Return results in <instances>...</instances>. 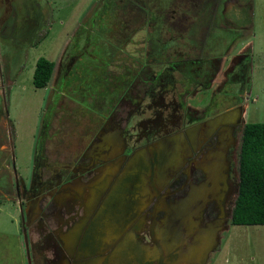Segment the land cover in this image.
I'll list each match as a JSON object with an SVG mask.
<instances>
[{
	"label": "flooded vegetation",
	"instance_id": "obj_1",
	"mask_svg": "<svg viewBox=\"0 0 264 264\" xmlns=\"http://www.w3.org/2000/svg\"><path fill=\"white\" fill-rule=\"evenodd\" d=\"M236 1L100 0L97 7L89 5L88 10L94 12L93 18L103 13V17L107 15L114 21L111 22L113 25H120L121 30L107 26L105 22L102 27L110 35L122 31L126 34L124 26H133V35L144 31L142 44L150 50L129 51V64L123 75L115 74L112 61L107 67L106 62L111 59L107 54L96 56L90 52L88 57L95 60L90 66L80 65L75 56L68 57L64 64L60 59L59 84L54 88L46 86L48 109L26 174L16 168L12 133L8 130L7 145L12 153V164L10 167L5 163L6 147L0 144V203L8 201L16 205L26 264L29 263L23 229L30 264H75L80 255L89 251H99L97 256L108 254L129 237V232L133 234L132 238L142 233L141 213H137L134 205L144 198L152 197L153 228L165 213L155 214L160 198L165 200L166 206L191 200L197 210L203 203L202 196L213 197L217 189H225V193L234 191L236 195L227 205L229 228L220 232L219 245L212 254L217 255L223 247L231 246L227 243L231 241L233 224L230 218L238 193V153L242 130L247 123H244L242 113L252 90L247 77L251 72L249 49L236 45L244 37V30L225 17L229 7L226 4ZM6 2L3 0L0 10L3 43L21 33L15 32L17 26L13 21L14 13L18 12L13 9L14 4L8 2L6 5ZM43 4L36 10L39 17L43 16ZM51 13L52 7L49 15ZM127 17L132 19L126 24ZM200 20L203 22L199 25ZM195 27L198 28L193 33L194 41L210 44V56L203 55L206 48L193 55L192 52H176L172 47L179 44V35ZM26 28L29 37H33L31 26ZM78 29L77 25L72 37L77 35ZM19 37L22 36L19 34ZM108 38L100 36L99 41L108 45L111 42ZM187 38L191 41V34ZM19 50L20 47L18 54L9 58L2 68L4 81L9 80L11 84L23 74L20 67L16 75L12 72V65L19 61ZM63 56L62 49L60 58ZM182 75L183 79L180 78ZM0 81V90L4 93L5 86L10 84L4 85L3 80ZM207 90L212 93V101L203 110L192 109L186 97ZM68 92L80 98L75 101L73 96L67 97L70 104L98 105L97 110L105 109L89 116L86 125L81 123V128L80 121L75 120L78 118L64 111L62 120L68 127L58 126L59 132H50L52 109ZM119 101H128L131 108L125 119L115 121L109 116L113 102ZM226 101L231 104L226 105ZM61 106L64 108V103ZM1 119H5L4 127L7 121L0 110L2 125ZM4 136L7 135L4 133ZM143 167L158 168L150 169L145 175ZM229 176L234 178L233 185L230 180L228 182ZM144 179L147 180L145 184ZM95 200L98 203L93 208L85 207L86 201ZM104 201H114L107 205L106 213L99 211ZM115 204L123 205L124 209L120 213L113 211ZM206 206L204 212L198 211L195 217L201 227H208L217 214L214 206L207 213L210 206ZM125 210L129 212L123 219ZM222 214L226 216L223 211ZM212 256L208 257L207 264L214 262Z\"/></svg>",
	"mask_w": 264,
	"mask_h": 264
},
{
	"label": "rangeland",
	"instance_id": "obj_2",
	"mask_svg": "<svg viewBox=\"0 0 264 264\" xmlns=\"http://www.w3.org/2000/svg\"><path fill=\"white\" fill-rule=\"evenodd\" d=\"M38 1L39 0H7L6 5L8 2L14 4L12 7L18 12L14 13L13 21L17 26L15 32L20 31L21 33H16L15 37H11L8 43H3L2 37L0 38V80H3L4 85H8L7 83L10 84L9 87L5 86L7 88H5L6 90L4 89V93L0 90V110L9 123L6 122L7 125L3 127V121H5V119H1L0 139H2L0 140V144H4V147H6L4 160L5 163L11 167L12 153L8 150L7 145L9 142V130V132L12 133L11 138L16 168L20 170V172H24V174H26L25 169L29 167L31 158L33 157L34 148L40 137L41 124L44 121L49 104L46 96V87L36 88L32 82L36 60L39 57H45L54 61L55 68L48 83L50 88H54L55 85L59 84L57 68L60 59L64 64L68 57L75 56L76 59L79 60L78 63L80 65L90 66L95 63L92 57H88L90 52H93L96 56L98 53L107 54V56L111 57V59L106 62L108 65L107 67H109V63L112 61L111 68L115 69V74L123 75L126 73V68L129 64V53L132 51L139 52L141 48H143L144 51L146 49L144 48V44H142V38L145 37L144 31L142 33L140 32V35H133V26H124L126 34H123L122 31L121 34L117 32L111 33L110 35L109 31L102 27L105 25V22L107 26L109 25L114 29L121 30L120 25H113L111 22L114 21H112L110 17H107V15L103 17V13L94 15V18L92 17L94 12L92 9L90 10V8L88 10V7L90 4H94V6L96 5L97 7L98 4H100V0ZM43 1L47 2L43 4ZM2 3L3 0H0V10L3 8ZM39 4H43V16L41 15V17H39V15L37 16L36 13ZM50 5L52 7L51 15H49V12H51ZM227 5H229V7L225 17L234 20V23L244 30V37H241L238 42H236V45L243 47V49L248 48L249 53L250 51L252 53V55L250 54L251 58L249 62L251 72L247 76L251 81L249 85H252V94L249 100L246 101V109L242 113L243 121L244 123L264 122V0H237L232 3L228 2L226 6ZM58 7H64V9L60 10ZM44 12L47 14L45 17H48L47 22L44 20ZM106 17L108 19H106ZM210 17L211 15H209V18ZM131 19L132 18L127 17L125 19L126 24L129 23ZM201 22L203 21L200 20L199 25ZM77 25L79 26L78 33L76 36L72 37L76 31ZM27 26H31L34 32L33 37H29L30 34L27 33ZM197 28L198 27L192 28L190 31L187 30L184 34L178 36L179 44L172 45L176 52L180 50L187 53L192 52L194 55L198 53L196 52L197 50L206 48L203 55H211L210 53L212 52L209 50V47H211L210 44L203 45L194 41L193 33H196ZM200 28L202 27L200 26ZM200 28L199 33L201 32ZM19 34L22 37H19ZM189 34H191L192 37L191 41L187 38ZM100 36L109 37L108 39L111 41L110 44L103 45V41H99ZM40 39L42 40L39 41ZM98 45L103 47H99ZM19 47V61L12 65V72L16 75L20 67V70H23V74H21L20 77H16L15 82L11 84L9 80L4 81L5 77L2 68L9 62V58L18 54L17 48ZM123 47H125V49ZM153 47L155 46L153 45ZM62 49L64 50V56L60 58ZM149 50L150 49H148V51ZM144 51L143 54L145 53ZM168 51H172V49ZM100 64L102 66V61ZM180 78L183 79L184 75L180 76ZM211 95L212 93L208 90L206 93L197 91L188 95L186 99L188 105H190L192 109L194 108L196 111H199L207 107L209 102L212 101ZM69 96H73L75 101L80 100L78 95L71 92H68L66 96L61 98L60 102L52 109L54 115L52 113L53 120L50 132L52 130L59 132V130H57L58 126L68 127L62 120L64 111L69 112L70 115L76 116L78 119L75 120L80 121L81 128V123H83L82 125H86L89 116L95 115L96 111L101 112L105 109V107H103L102 110H97L98 105L84 107L76 105V103L70 104L67 99ZM89 97H91V94ZM92 97H94L93 99L96 98L95 95ZM168 99H170V97H168L167 100ZM65 100L66 102H64ZM89 101L91 103V98ZM127 102L128 101L113 102V110L109 116L110 119L114 118L115 121H120V119L122 121V119H125L126 114L129 113V109L131 108L130 104ZM62 103H64V108L61 106ZM230 104L229 101H226V105ZM209 110H212V107H210ZM167 111L168 110L165 112ZM3 129L6 131H3ZM4 133L7 136H4ZM230 165L229 163V166ZM229 180L231 182L230 185L235 183L233 177L230 178L229 176L228 182ZM146 181L147 180L144 179V184ZM224 190L225 189L214 190L213 197L210 198H206L208 196L207 194L202 196L204 199L203 203L201 208L197 210V213L201 210L202 213L205 210V205H207L206 207L209 205L210 207L206 209L207 213L213 206L215 207L213 210L217 211V214L219 213L220 218L216 214V217L214 216V219L208 223L209 225L214 224V226H219L216 230V242H218L220 232L229 228L226 222L229 211L227 205L232 202V199L236 195L234 191H227V193H225ZM221 191L223 192L220 193ZM144 201H140L137 212L141 213L143 231L136 235V238L142 242H151L150 214L152 213L151 207L153 208L152 197L149 196L147 199L144 198ZM164 205L165 200L160 198L155 214L159 211L164 212V208H160L165 207ZM222 211L225 213V217ZM155 217L156 215L154 218ZM230 238L231 241L227 244H231V246L223 247L222 251L217 255H213L212 253L219 244L215 248H212L213 250L210 251L208 257L213 255L215 258L214 262L212 263L211 261L209 264H264V225H233ZM22 243V233L20 231L16 205L8 201L0 203V264H26L25 251ZM208 260L205 264L208 263Z\"/></svg>",
	"mask_w": 264,
	"mask_h": 264
},
{
	"label": "water",
	"instance_id": "obj_3",
	"mask_svg": "<svg viewBox=\"0 0 264 264\" xmlns=\"http://www.w3.org/2000/svg\"><path fill=\"white\" fill-rule=\"evenodd\" d=\"M155 168L158 167H143L141 169L146 175L150 173V169ZM113 202H102L99 211L106 213L107 205H111ZM96 203H98L97 200L86 201L84 204H86L85 207L93 208ZM120 204H115L113 211L120 213L124 209ZM139 204L140 202L138 205L137 203L134 205L137 207V212ZM142 204L144 205L143 202ZM164 206L160 207L164 208L163 218L151 228V242H142L132 238L133 234L129 232V237H125L108 254L97 256L99 251L96 250L95 253L89 251L84 256L80 255L75 264H205L212 248L219 244L215 241L216 230L219 226H214V224H210L208 227L199 226V222L195 219L199 209H195L194 202L191 200L190 202L177 201L169 206ZM125 211L127 212L123 219L128 216L129 210ZM23 234L27 260L30 264L25 229H23Z\"/></svg>",
	"mask_w": 264,
	"mask_h": 264
},
{
	"label": "trees",
	"instance_id": "obj_4",
	"mask_svg": "<svg viewBox=\"0 0 264 264\" xmlns=\"http://www.w3.org/2000/svg\"><path fill=\"white\" fill-rule=\"evenodd\" d=\"M54 61L39 57L32 82L36 88L48 85ZM238 153V193L232 209L233 225H264V122H247Z\"/></svg>",
	"mask_w": 264,
	"mask_h": 264
},
{
	"label": "crops",
	"instance_id": "obj_5",
	"mask_svg": "<svg viewBox=\"0 0 264 264\" xmlns=\"http://www.w3.org/2000/svg\"><path fill=\"white\" fill-rule=\"evenodd\" d=\"M250 54L252 55L251 51H250ZM251 55H250V57H251ZM251 94H252V92H251Z\"/></svg>",
	"mask_w": 264,
	"mask_h": 264
}]
</instances>
